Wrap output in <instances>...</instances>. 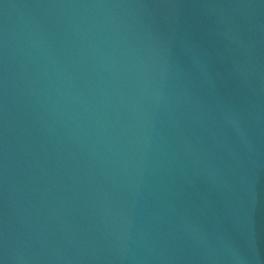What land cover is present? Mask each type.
Here are the masks:
<instances>
[{"label":"water","instance_id":"1","mask_svg":"<svg viewBox=\"0 0 264 264\" xmlns=\"http://www.w3.org/2000/svg\"><path fill=\"white\" fill-rule=\"evenodd\" d=\"M5 264H264V0H0Z\"/></svg>","mask_w":264,"mask_h":264},{"label":"snow or ice","instance_id":"2","mask_svg":"<svg viewBox=\"0 0 264 264\" xmlns=\"http://www.w3.org/2000/svg\"><path fill=\"white\" fill-rule=\"evenodd\" d=\"M0 264H4V260L3 259H0Z\"/></svg>","mask_w":264,"mask_h":264},{"label":"clouds","instance_id":"3","mask_svg":"<svg viewBox=\"0 0 264 264\" xmlns=\"http://www.w3.org/2000/svg\"><path fill=\"white\" fill-rule=\"evenodd\" d=\"M4 264H5V262H4Z\"/></svg>","mask_w":264,"mask_h":264}]
</instances>
